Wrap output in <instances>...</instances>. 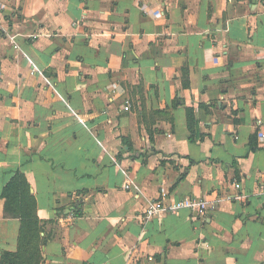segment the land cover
<instances>
[{
    "label": "crops",
    "instance_id": "0c3cea01",
    "mask_svg": "<svg viewBox=\"0 0 264 264\" xmlns=\"http://www.w3.org/2000/svg\"><path fill=\"white\" fill-rule=\"evenodd\" d=\"M18 175L40 264H264V0H0V256Z\"/></svg>",
    "mask_w": 264,
    "mask_h": 264
},
{
    "label": "trees",
    "instance_id": "16d2710c",
    "mask_svg": "<svg viewBox=\"0 0 264 264\" xmlns=\"http://www.w3.org/2000/svg\"><path fill=\"white\" fill-rule=\"evenodd\" d=\"M1 197L9 200L14 216L20 218L21 224L17 240V251L15 253L2 252L0 264H40L42 261L39 249L41 227L35 216L34 199L29 194L23 177L18 175L13 178L4 188Z\"/></svg>",
    "mask_w": 264,
    "mask_h": 264
},
{
    "label": "built area",
    "instance_id": "2783aa9c",
    "mask_svg": "<svg viewBox=\"0 0 264 264\" xmlns=\"http://www.w3.org/2000/svg\"><path fill=\"white\" fill-rule=\"evenodd\" d=\"M128 109H129V106L126 105L124 107V110H128ZM183 207L192 208L195 210H203L207 208V205L203 199L186 198V199L174 202V204L172 203L167 207H164L161 201L156 200V201H150L148 203L146 207V211L144 213L147 218H151V217L159 215L160 212H163L165 210H171L174 212L175 210H178Z\"/></svg>",
    "mask_w": 264,
    "mask_h": 264
}]
</instances>
